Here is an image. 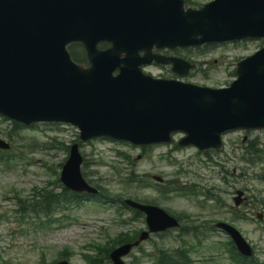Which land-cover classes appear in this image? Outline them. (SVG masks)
<instances>
[{
	"label": "water",
	"instance_id": "95a60500",
	"mask_svg": "<svg viewBox=\"0 0 264 264\" xmlns=\"http://www.w3.org/2000/svg\"><path fill=\"white\" fill-rule=\"evenodd\" d=\"M242 31L264 34V0H215L197 13H184L177 0H0V114L26 124L71 123L82 141L107 137L150 145L183 132L187 144L218 146L225 130L264 121L258 56L245 64L250 87L221 92L155 81L140 67L161 62L153 47L225 41ZM103 42L113 49L99 51ZM71 43L85 47L89 68L71 62ZM80 161L74 146L61 177L77 192L88 190ZM140 209L150 229L171 223L155 209ZM221 226L244 252L237 234ZM129 248L112 254L115 264Z\"/></svg>",
	"mask_w": 264,
	"mask_h": 264
},
{
	"label": "rangeland",
	"instance_id": "374dc122",
	"mask_svg": "<svg viewBox=\"0 0 264 264\" xmlns=\"http://www.w3.org/2000/svg\"><path fill=\"white\" fill-rule=\"evenodd\" d=\"M188 1L201 5L211 0ZM258 46L256 42H247L191 54L189 58L203 64L202 68L208 73H195L190 81L211 87L224 85L226 73L231 71L236 62L251 55ZM242 136V132L224 136L223 149L209 151L211 160L193 149L174 150L173 146H153L142 155L139 148L107 141L83 143L80 153L89 161L84 172L92 185L110 182L112 168H115L121 177L136 174L154 184L151 176L156 175L165 181L175 180L187 188L194 187L200 192L213 194L223 208L219 209L216 201L201 205L200 208L198 202L202 198L191 199V195L181 197L170 194L163 199L154 187L144 190L137 188L136 191L129 188L122 192L119 185H108L114 194H122L123 198L144 200L150 197L155 200L156 206L179 217L184 229L191 234L195 232L199 238L206 234L214 241H223L222 234L207 233L206 224L217 220L230 223L251 243L257 251V257L264 259V222L258 221L254 215L263 209L264 204L259 207L250 198L253 196L264 202V182L258 179L260 174H264V130L249 132L244 143L241 142ZM0 140L11 146L8 151L0 150V157L10 160L8 166L0 163V264H52L61 259L60 252L65 249L71 264H86L83 255L89 253L86 250L89 245L103 243L108 236L113 237L119 232L144 227L142 219L121 224L115 212L116 206L110 208L103 205V208H97L93 203H85L80 207L61 204L49 215L52 219L49 227L37 228L38 218L45 219L43 214L35 216L30 212L20 213L17 202L31 200L33 190L38 192L45 187L53 190L54 194L61 192L58 186L49 184L59 178V165L64 164L68 155L65 148L78 140L77 132L68 126H39L35 130L22 129L17 133L10 122H0ZM248 141L258 142L255 146L259 151L254 154L258 156L255 164L240 161ZM118 151L128 155L131 163L119 157ZM94 161L99 164L94 165ZM81 169L83 173V167ZM237 190L245 192L249 204L234 207L232 199ZM233 209L246 214L248 220H237ZM123 214L125 218L130 212L123 211ZM21 216H24L23 222L19 221ZM177 234L178 230L162 237H152V241L142 243L141 247L147 252L145 254L152 255L157 249L171 251L185 245L194 249L189 253L193 261L191 264H232L229 254L223 250L209 251L206 249L208 242L199 245L190 235L181 237L183 240L180 241ZM132 254L136 257L127 256L125 264H151L152 256L137 253V250Z\"/></svg>",
	"mask_w": 264,
	"mask_h": 264
},
{
	"label": "trees",
	"instance_id": "16d2710c",
	"mask_svg": "<svg viewBox=\"0 0 264 264\" xmlns=\"http://www.w3.org/2000/svg\"><path fill=\"white\" fill-rule=\"evenodd\" d=\"M103 47H106V46H103ZM74 48L72 49V54H73V57H74L75 61L78 62V63H84L85 59H84L83 51L80 49L79 46H75ZM65 193H67V192H65ZM72 195L73 194H71V196ZM45 202L47 203V201H45ZM51 202L52 201H50V203ZM54 202H56V198L54 199L53 203ZM136 234H137L136 232L120 234V235H118V237H115V239L111 243H112V245H120V244H123V243H126V242H130V241H132L133 239L136 238L135 237ZM159 259L160 260L163 259L164 263L161 262ZM159 259L157 260V264H174V262H176L173 256L163 255V253H161V256H160Z\"/></svg>",
	"mask_w": 264,
	"mask_h": 264
},
{
	"label": "bare ground",
	"instance_id": "6f19581e",
	"mask_svg": "<svg viewBox=\"0 0 264 264\" xmlns=\"http://www.w3.org/2000/svg\"><path fill=\"white\" fill-rule=\"evenodd\" d=\"M256 91L264 95V87L257 88Z\"/></svg>",
	"mask_w": 264,
	"mask_h": 264
}]
</instances>
